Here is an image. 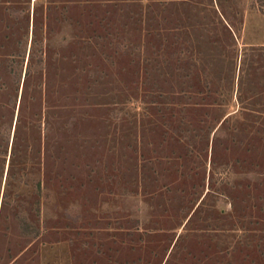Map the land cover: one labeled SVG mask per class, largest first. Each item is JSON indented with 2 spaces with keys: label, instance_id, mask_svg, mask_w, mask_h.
I'll list each match as a JSON object with an SVG mask.
<instances>
[{
  "label": "rangeland",
  "instance_id": "rangeland-1",
  "mask_svg": "<svg viewBox=\"0 0 264 264\" xmlns=\"http://www.w3.org/2000/svg\"><path fill=\"white\" fill-rule=\"evenodd\" d=\"M0 264H264V0H0Z\"/></svg>",
  "mask_w": 264,
  "mask_h": 264
}]
</instances>
